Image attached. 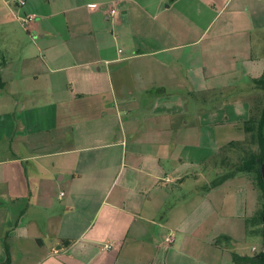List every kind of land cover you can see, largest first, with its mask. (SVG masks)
<instances>
[{"label": "crops", "instance_id": "1", "mask_svg": "<svg viewBox=\"0 0 264 264\" xmlns=\"http://www.w3.org/2000/svg\"><path fill=\"white\" fill-rule=\"evenodd\" d=\"M250 1L0 0V264H234L261 190L182 185L249 118Z\"/></svg>", "mask_w": 264, "mask_h": 264}, {"label": "rangeland", "instance_id": "2", "mask_svg": "<svg viewBox=\"0 0 264 264\" xmlns=\"http://www.w3.org/2000/svg\"><path fill=\"white\" fill-rule=\"evenodd\" d=\"M233 1V3L239 1V0H231V2ZM255 0H251L249 2V6L251 7V11L249 12L250 15V23L252 24L253 22H255L257 19L258 20H263L261 18H259V16L257 14L254 13V9H255ZM261 2L264 5V0H261ZM245 9L247 10V6H245ZM225 16V15H224ZM224 16H220L218 18V22L217 23H223L225 21ZM258 47V46H257ZM258 49V48H257ZM251 97V94H250ZM250 115V113H249ZM227 130H229V132L232 134L231 136H233L235 141H240L237 142L238 145L236 147H227L224 146L221 149L226 148V150H222L223 154L220 153V151H217L218 153H216L214 156H212L210 159H206V161H204L199 167L194 168V174L197 175L199 174V177H188L187 179H185L182 187H243L241 192H236L234 194H232L231 192L228 194L227 192H223L220 193L219 196L217 197V199H215V201H221L223 197H227L228 196H234L235 197H239L240 200L243 199L244 197L246 199L253 200L255 197V194L260 188L257 185L256 182V177L255 174H250V173H243L245 176H247L249 174L250 180L252 181L253 185L257 188H254L252 190V186L246 184H229V185H223V186H212L211 182L218 176L225 174L229 171H233L235 170V167L241 163L242 157H243V149H257V145L255 143L252 142L250 134L249 133H245L244 130L238 126L237 127H233L230 126L227 127ZM205 133L207 132L206 130L204 131ZM218 135L219 131H218ZM207 137V135H206ZM245 137V138H244ZM221 138V135H220ZM244 138V139H243ZM218 141L220 140L219 138L217 139ZM223 140V139H222ZM222 140H220V142H222ZM243 140V141H241ZM224 144V143H222ZM205 150L207 152L208 155V148L205 146ZM225 158V159H224ZM224 159V160H223ZM223 160V161H222ZM174 186V185H173ZM253 197V198H252ZM229 199V197L227 198ZM263 203V197L261 199V204ZM217 210L220 213L223 214H227V207L226 206H222V203L219 202L217 205ZM253 212H251L249 209L247 211V215L248 216V220L245 221V229L242 232H239L238 234L236 233L235 237L230 239L229 241L226 240L223 236L220 238L219 244L223 245L224 248H226V252L229 251L230 245H232V250H234L233 252H238V253H248V254H253L256 251H259L261 249H263V234H262V226L258 225L257 230L254 232L252 231L253 228H255L256 224H254L252 222V217ZM223 226V224H222ZM223 229L225 228L224 226L222 227ZM253 247H255L256 249H252ZM228 249V250H227ZM232 252V253H233ZM231 253V255H232ZM230 254V253H228ZM162 258L160 257V261L158 264H160Z\"/></svg>", "mask_w": 264, "mask_h": 264}, {"label": "trees", "instance_id": "3", "mask_svg": "<svg viewBox=\"0 0 264 264\" xmlns=\"http://www.w3.org/2000/svg\"><path fill=\"white\" fill-rule=\"evenodd\" d=\"M250 97V115L249 118L241 123V127L245 133H249L253 143L257 145V149H243V157L241 163L235 167V170L229 171L216 177L212 182V186H219L223 184L228 178L235 176L239 173H252L255 174L256 182L262 192L263 203L261 204L260 210L252 218V222L262 226L263 234V211H264V184L261 174V164L264 160V72L260 77L254 78L251 81L250 87L247 89ZM226 92H221L219 98H232L236 100V93L229 91L225 96ZM214 96V95H213ZM224 96V97H223ZM206 97V96H204ZM237 142L230 143L227 147H236ZM221 149L220 153L223 154ZM225 159V158H224ZM223 159V160H224ZM222 160V161H223ZM225 239L227 237H224ZM232 260L234 264H264V250L254 252L253 254H240L238 252L232 253ZM11 256L9 250H7L6 259L1 264H10Z\"/></svg>", "mask_w": 264, "mask_h": 264}, {"label": "built area", "instance_id": "4", "mask_svg": "<svg viewBox=\"0 0 264 264\" xmlns=\"http://www.w3.org/2000/svg\"><path fill=\"white\" fill-rule=\"evenodd\" d=\"M17 3L21 6L25 4V0H17ZM102 5L98 4H91L88 6L89 11H95L101 9ZM110 16L115 17L117 14V10L114 8H111L109 11ZM34 15H25L20 18V22L23 26H27L28 23L34 20ZM174 234L172 232L168 233V235L165 237V245L170 246L174 242ZM106 248H109V245H106ZM255 249V248H253Z\"/></svg>", "mask_w": 264, "mask_h": 264}, {"label": "water", "instance_id": "5", "mask_svg": "<svg viewBox=\"0 0 264 264\" xmlns=\"http://www.w3.org/2000/svg\"><path fill=\"white\" fill-rule=\"evenodd\" d=\"M261 174H262L263 184H264V160L261 164ZM262 219H263V250H264V211H263Z\"/></svg>", "mask_w": 264, "mask_h": 264}]
</instances>
